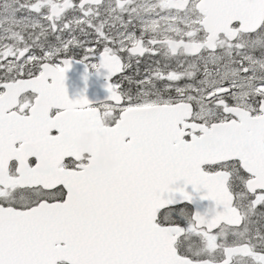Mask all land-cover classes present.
<instances>
[{
	"label": "snow or ice",
	"instance_id": "obj_1",
	"mask_svg": "<svg viewBox=\"0 0 264 264\" xmlns=\"http://www.w3.org/2000/svg\"><path fill=\"white\" fill-rule=\"evenodd\" d=\"M0 264H264V0H0Z\"/></svg>",
	"mask_w": 264,
	"mask_h": 264
},
{
	"label": "water",
	"instance_id": "obj_2",
	"mask_svg": "<svg viewBox=\"0 0 264 264\" xmlns=\"http://www.w3.org/2000/svg\"><path fill=\"white\" fill-rule=\"evenodd\" d=\"M84 67L82 63L76 61L67 72L66 87L69 98L76 100L83 95L86 96L92 104L106 101L105 95H103V84L100 88L93 89L89 82L92 78H97L103 82V71L99 73L96 72L94 75H88V71H86ZM86 76L87 79H85ZM208 203V201H204L203 206L206 207Z\"/></svg>",
	"mask_w": 264,
	"mask_h": 264
},
{
	"label": "flooded vegetation",
	"instance_id": "obj_3",
	"mask_svg": "<svg viewBox=\"0 0 264 264\" xmlns=\"http://www.w3.org/2000/svg\"><path fill=\"white\" fill-rule=\"evenodd\" d=\"M76 59L80 61L82 59V57L80 56V57H77ZM88 71L91 75L95 73V70H93V69H88ZM89 82H90V86L93 88H95L96 86L99 87V86H101V84H103V95H105V99H106V101H104L103 103L107 102L108 97H109V92L107 91V88H106L107 80H106V76H105L104 72H103V82L96 79V78H92Z\"/></svg>",
	"mask_w": 264,
	"mask_h": 264
},
{
	"label": "rangeland",
	"instance_id": "obj_4",
	"mask_svg": "<svg viewBox=\"0 0 264 264\" xmlns=\"http://www.w3.org/2000/svg\"><path fill=\"white\" fill-rule=\"evenodd\" d=\"M77 57H80V55H78Z\"/></svg>",
	"mask_w": 264,
	"mask_h": 264
}]
</instances>
